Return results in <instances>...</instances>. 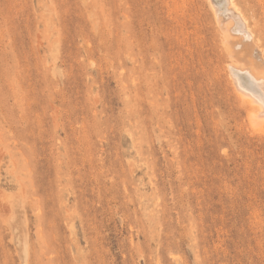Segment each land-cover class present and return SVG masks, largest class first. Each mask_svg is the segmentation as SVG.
<instances>
[{"label":"rangeland","instance_id":"rangeland-1","mask_svg":"<svg viewBox=\"0 0 264 264\" xmlns=\"http://www.w3.org/2000/svg\"><path fill=\"white\" fill-rule=\"evenodd\" d=\"M232 1L264 77V0ZM214 9L0 0V264H264V124L233 84L264 96Z\"/></svg>","mask_w":264,"mask_h":264},{"label":"bare ground","instance_id":"bare-ground-1","mask_svg":"<svg viewBox=\"0 0 264 264\" xmlns=\"http://www.w3.org/2000/svg\"><path fill=\"white\" fill-rule=\"evenodd\" d=\"M227 1V10L225 12V15L220 14L218 11H216V7H215V17H217L216 21H217V25H219V29H221V33H222V37L225 43V47H226V51L229 52L228 54H230L231 58H233L235 61L237 62H241L243 64H245V68L247 67L248 73H250L251 76L254 77L255 80L259 81V84H261V88L263 91V95L264 96V77H261V75L259 76L257 72L259 71H255V62L258 60L260 54H262V51L260 50V48L254 43L253 41V34L251 32V30L246 26L245 28L242 26V24L240 23L237 15H236V9L235 6L233 5V1L232 0H226ZM219 3V1H218ZM212 4V3H211ZM210 4V5H211ZM222 4V3H221ZM213 7V6H212ZM211 7V8H212ZM240 13V11H239ZM243 19V18H242ZM233 20H235L233 22ZM239 21V23H238ZM245 21V19H244ZM233 22V23H232ZM236 24V25H235ZM229 56V57H230ZM263 57V56H262ZM232 60V59H231ZM256 60V61H255ZM236 62V63H237ZM233 65H231L232 67ZM237 66V65H236ZM242 65H238V68L241 67ZM235 68V67H234ZM259 68V67H257ZM236 69V68H235ZM241 68H239L240 70ZM242 69V70H244ZM238 70V71H239ZM261 71V70H260ZM242 72V71H241ZM240 72V73H241ZM262 73V72H261ZM260 73V74H261ZM242 74V73H241ZM243 75V74H242ZM263 75V74H262ZM249 76V74H248ZM243 77V76H242ZM250 77V76H249ZM252 77V78H253ZM251 78V79H252ZM234 79V78H233ZM232 79V80H233ZM248 79V78H247ZM244 80V79H243ZM246 80V78H245ZM250 80V79H248ZM253 80V81H255ZM239 81V79H238ZM247 81V80H246ZM257 81V82H258ZM235 82V80L233 81V83ZM240 82V81H239ZM256 82V81H255ZM248 84V83H247ZM254 84V83H253ZM258 84V83H257ZM234 88L235 90H237L238 94L240 95V97L246 101L247 105H248V109L250 110V112L254 111L252 114L254 115L255 112H258L260 114V116L262 117V121L260 120L261 117H258L259 115L252 116L250 120H252V122L255 120L254 118L258 119L255 120L257 121L256 124L259 122V127L260 125L263 123L264 124V106H262L261 104H259L255 98L247 91L243 90L242 87L238 84V83H234ZM244 85V82L242 83V86ZM249 85V84H248ZM247 86V85H246ZM250 86V85H249ZM245 89V88H244ZM250 90V89H249ZM259 91V89H258ZM252 93V92H251ZM262 92H260L261 94ZM253 94V93H252ZM258 96V95H256ZM262 98V97H261ZM264 98V97H263ZM262 103V102H261ZM264 104V103H263ZM250 114V113H249ZM254 121V122H255ZM253 122V124H254ZM255 126V125H254ZM257 126V125H256ZM263 126V125H262ZM258 127V128H259ZM264 127V126H263ZM262 127H260L259 129H261ZM264 131V128H262Z\"/></svg>","mask_w":264,"mask_h":264}]
</instances>
